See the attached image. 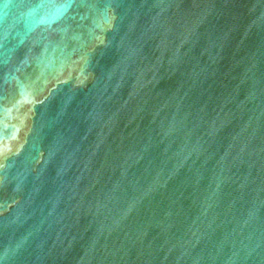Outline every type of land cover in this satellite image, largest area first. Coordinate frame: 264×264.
Masks as SVG:
<instances>
[{"label": "water", "instance_id": "obj_1", "mask_svg": "<svg viewBox=\"0 0 264 264\" xmlns=\"http://www.w3.org/2000/svg\"><path fill=\"white\" fill-rule=\"evenodd\" d=\"M0 264H264V0H0Z\"/></svg>", "mask_w": 264, "mask_h": 264}]
</instances>
